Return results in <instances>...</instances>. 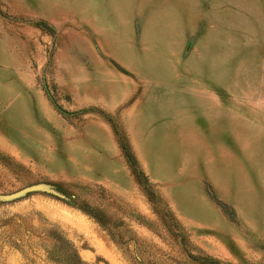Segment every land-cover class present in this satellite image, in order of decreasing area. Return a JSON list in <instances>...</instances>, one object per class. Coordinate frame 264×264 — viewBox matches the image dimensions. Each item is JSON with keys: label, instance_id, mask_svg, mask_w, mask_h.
Instances as JSON below:
<instances>
[{"label": "rangeland", "instance_id": "obj_1", "mask_svg": "<svg viewBox=\"0 0 264 264\" xmlns=\"http://www.w3.org/2000/svg\"><path fill=\"white\" fill-rule=\"evenodd\" d=\"M37 183L0 264H53L49 227L89 264H264V0H0V194Z\"/></svg>", "mask_w": 264, "mask_h": 264}, {"label": "trees", "instance_id": "obj_2", "mask_svg": "<svg viewBox=\"0 0 264 264\" xmlns=\"http://www.w3.org/2000/svg\"><path fill=\"white\" fill-rule=\"evenodd\" d=\"M120 145L127 161L133 166L136 162L133 154L126 144L120 141ZM44 236L43 238L46 239L44 249L47 259L53 264H89L80 257L73 243L60 229L56 227L46 228ZM15 245H17L16 242Z\"/></svg>", "mask_w": 264, "mask_h": 264}, {"label": "water", "instance_id": "obj_3", "mask_svg": "<svg viewBox=\"0 0 264 264\" xmlns=\"http://www.w3.org/2000/svg\"><path fill=\"white\" fill-rule=\"evenodd\" d=\"M47 187L42 184V183H37V184H31L29 186H25L21 189H18L14 192H10V193H6V194H0V199L3 201H10L16 198H19L29 192L32 191H37V190H41V189H46Z\"/></svg>", "mask_w": 264, "mask_h": 264}]
</instances>
